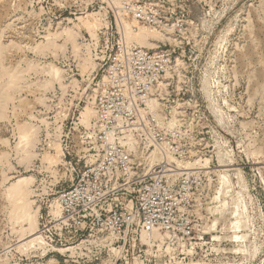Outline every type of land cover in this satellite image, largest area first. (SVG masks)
I'll return each instance as SVG.
<instances>
[{
	"label": "rangeland",
	"instance_id": "obj_1",
	"mask_svg": "<svg viewBox=\"0 0 264 264\" xmlns=\"http://www.w3.org/2000/svg\"><path fill=\"white\" fill-rule=\"evenodd\" d=\"M150 1L161 24L133 16ZM142 51L167 70L132 72ZM104 89L105 120L137 125L139 169L160 134L186 153L159 160L177 191L198 184L192 234L145 231L129 264H264V0H0V264L52 256L59 192L101 155ZM33 229L47 246L23 252Z\"/></svg>",
	"mask_w": 264,
	"mask_h": 264
},
{
	"label": "built area",
	"instance_id": "obj_2",
	"mask_svg": "<svg viewBox=\"0 0 264 264\" xmlns=\"http://www.w3.org/2000/svg\"><path fill=\"white\" fill-rule=\"evenodd\" d=\"M133 7L138 21L150 26L162 23L151 1L146 8ZM164 58L142 51L129 57V68L133 72L148 63L147 72L160 75L171 62ZM104 90L100 111L103 121L96 136L101 155L78 181L59 192L60 217L53 219L52 227L43 232L50 234L52 256L33 257L27 264H129L124 252L143 232L162 229L184 236L193 232L189 210L194 197L189 191L197 190L198 184L187 178L177 191L170 175L173 170L166 162L161 163L171 157L183 158L185 151L173 146L175 140L160 134L143 141V149H151L145 163L148 169L143 173L138 163L141 147L134 136L137 125L105 120L111 105L105 99L107 89Z\"/></svg>",
	"mask_w": 264,
	"mask_h": 264
},
{
	"label": "bare ground",
	"instance_id": "obj_3",
	"mask_svg": "<svg viewBox=\"0 0 264 264\" xmlns=\"http://www.w3.org/2000/svg\"><path fill=\"white\" fill-rule=\"evenodd\" d=\"M141 29H145V28L144 27L143 28L141 27L140 30ZM127 30H128V28H127ZM145 30H150V31L158 32L157 30H152V29H145ZM129 31H128V33H129ZM131 33H133V32H131ZM142 38H145V37H142ZM146 38H148V37H146ZM24 179L25 178L20 179V181L18 183H15L12 186L11 192H12L13 195H18V194H21L22 193V181ZM58 206L59 205H58V200H57V207ZM58 211H59V215H60V208L59 207H58ZM24 215L26 217H28L30 220L33 221L34 217H36V215H37V211L35 212V215H33L30 212L29 205H28V206H26V208H24ZM156 230L157 229H155V231ZM154 235L157 236V234L155 232H154ZM46 246H47V243H46L44 237L40 234L39 230L38 229H33V231H31L30 235L27 238H25V239H23L21 241V244L19 246V249L21 251H23V252H27L29 250L31 251V250L41 249V248H44Z\"/></svg>",
	"mask_w": 264,
	"mask_h": 264
}]
</instances>
